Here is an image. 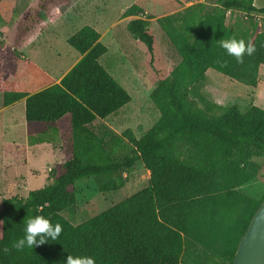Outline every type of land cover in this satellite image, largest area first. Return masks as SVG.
I'll return each instance as SVG.
<instances>
[{
	"label": "trees",
	"instance_id": "16d2710c",
	"mask_svg": "<svg viewBox=\"0 0 264 264\" xmlns=\"http://www.w3.org/2000/svg\"><path fill=\"white\" fill-rule=\"evenodd\" d=\"M59 2L38 0L28 9L24 32L35 30L42 13ZM183 7L182 0H135L125 12L160 117L139 139L131 138L130 154L118 159L107 148V132L92 126L131 98L99 63L107 52L100 34L85 25L67 39L80 59L58 83L16 47L8 48L0 61L2 105L24 99L26 122L46 126L29 135L28 144H58L56 122L66 115L71 135L59 147L65 158L61 173L51 171L49 182L25 198H0V264H66L68 255L92 257L95 264H231L264 199L238 190L255 177L252 159L264 158V110L252 101L242 111L218 105L202 89L208 69L256 87L264 65V30L254 24L234 31L226 24V12L264 13V8H255L253 0H220L209 13L200 12L199 4L176 12ZM9 9V2L0 0V12ZM151 19L180 56L174 68L162 58ZM230 38L251 41L256 51L239 63L220 45ZM137 162L149 172L145 188L78 225L61 216L75 204L78 181L94 178L100 192H115L124 183L121 173ZM36 216L59 223L60 235L15 249L13 243Z\"/></svg>",
	"mask_w": 264,
	"mask_h": 264
},
{
	"label": "rangeland",
	"instance_id": "374dc122",
	"mask_svg": "<svg viewBox=\"0 0 264 264\" xmlns=\"http://www.w3.org/2000/svg\"><path fill=\"white\" fill-rule=\"evenodd\" d=\"M7 1L10 4L9 11L5 14L0 12V61L5 57L8 48L16 47L22 58L33 61L41 70L57 79L80 57L67 44V39L85 25L93 27L100 34V42L107 52L100 57L99 63L129 94L131 100L113 115L96 120L92 128L99 133L107 132L105 142L107 148H113L116 159L129 155L132 149L130 139H139L160 117L150 98L153 87L144 73L142 52L126 29L131 18L125 12L135 0H60L48 14L42 13L39 25L28 33L24 32L22 24L28 9L38 0ZM182 1L184 7L176 12H183L184 9L199 4L200 12L209 13L220 3V0ZM256 4L264 6V0H258ZM226 24L234 31L250 30L254 24L264 30V22L259 21L256 15L244 14L238 10L226 12ZM150 28L155 34L163 60L168 68H174L179 63L180 56L158 26L156 19L150 20ZM23 70L24 67L21 66L20 75ZM210 72L209 83L219 88L231 89L234 99L228 105L236 106L242 111L251 103L252 96L249 92L243 94L236 85L235 88H232L233 85L229 86L230 79L215 70L211 69ZM237 84L243 87L240 83ZM66 116L56 126L58 144L25 148L23 143L15 147L12 145L9 124L3 122L6 115L0 114V198H25L30 191L40 189L49 182L51 171L62 172L61 165L65 158L59 147L71 135L69 116ZM45 128L42 123L27 122V126L19 128V132L26 130L35 135L37 131ZM252 165L256 170L254 179L238 190L249 197L260 199L264 195V158H253ZM121 178L124 181L123 186L115 192H100V181L94 178L78 181L75 204L62 211L61 216L72 225H78L145 188L149 172L141 162H137L132 168L122 172Z\"/></svg>",
	"mask_w": 264,
	"mask_h": 264
},
{
	"label": "crops",
	"instance_id": "0c3cea01",
	"mask_svg": "<svg viewBox=\"0 0 264 264\" xmlns=\"http://www.w3.org/2000/svg\"><path fill=\"white\" fill-rule=\"evenodd\" d=\"M257 1L258 0H253L254 7L257 8V9L264 8V6H258L256 4ZM252 14H254L257 17H259V18L264 20V13L255 12V13H252ZM79 59H80V57H79ZM210 71H211V69H208L206 71V73H205L206 81H205V85L203 87V92L206 95H208L209 98L205 94L204 95L208 99L212 100L214 103H216L218 105L228 106V104H231V102L234 99V95L230 92L231 89L229 90L227 88H219V87L209 83L210 78H209L208 75H209V73H212ZM45 73L50 76V78L53 80L54 83H58L60 78L65 74L64 73L62 76H60L57 79H55L48 72H45ZM263 73H264V65L260 66V68H259L258 83H257L255 88H249V87H247L245 85H243V87L242 86H238V84H237L238 82H236V81L232 82V80H230V82H228L229 86L233 85L232 88H235L234 85L239 87L240 92H243V94H246V92L247 93L249 92L251 94V96H252V103L255 106H257L260 109H262V110H264V74ZM231 82H232V84H230ZM24 111H25V100L24 99H21V100L13 103L11 105H8V106L4 107L2 105V95L0 93V114H5L6 115V118H5V120L3 122L9 124V136H10L12 145L15 147L16 145H19L20 143H23V145H24L23 147H25V148H28V147L29 148H34V147L38 148V146H40V145H48L47 143L29 145L28 144V136L29 135H34V134H29L28 131H26V130H23L22 133L19 132L20 131L19 128H23V127L27 126V122H26V120L24 118ZM18 116L20 118H18ZM66 117L67 116H64L60 120H58L56 122V126L59 125V123L63 119H65ZM22 119H24L25 122ZM69 120H70V118H69ZM43 130L44 129H41V130L37 131L35 134H37V133H39V132H41ZM24 164H26V163H24Z\"/></svg>",
	"mask_w": 264,
	"mask_h": 264
},
{
	"label": "clouds",
	"instance_id": "9594fccd",
	"mask_svg": "<svg viewBox=\"0 0 264 264\" xmlns=\"http://www.w3.org/2000/svg\"><path fill=\"white\" fill-rule=\"evenodd\" d=\"M220 45L226 50L227 54L234 56L239 63H243L245 54L251 56L256 51V46L251 41L245 43L243 39L230 38L221 40ZM61 231L62 227L59 223L53 226L43 216H36L27 221L25 236L14 242L12 246L17 250H23L25 246L33 248L34 245H43L47 243L46 238L55 240ZM37 237H39V240H37ZM5 251L8 250L5 249ZM66 264H95V260L88 256L73 257L72 255H68Z\"/></svg>",
	"mask_w": 264,
	"mask_h": 264
},
{
	"label": "water",
	"instance_id": "95a60500",
	"mask_svg": "<svg viewBox=\"0 0 264 264\" xmlns=\"http://www.w3.org/2000/svg\"><path fill=\"white\" fill-rule=\"evenodd\" d=\"M231 264H264V199L240 238Z\"/></svg>",
	"mask_w": 264,
	"mask_h": 264
},
{
	"label": "built area",
	"instance_id": "2783aa9c",
	"mask_svg": "<svg viewBox=\"0 0 264 264\" xmlns=\"http://www.w3.org/2000/svg\"><path fill=\"white\" fill-rule=\"evenodd\" d=\"M229 11H230V10H229ZM242 13H243V12H242ZM244 14H245V13H244ZM256 17H257V16H256ZM257 19H259V21H260V20H262V21L264 22V20H263V19H261V18H259V17H257Z\"/></svg>",
	"mask_w": 264,
	"mask_h": 264
}]
</instances>
